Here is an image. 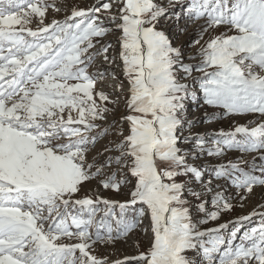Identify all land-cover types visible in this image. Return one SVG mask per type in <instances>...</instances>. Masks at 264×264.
Returning <instances> with one entry per match:
<instances>
[{
  "label": "snow or ice",
  "instance_id": "6c2138e0",
  "mask_svg": "<svg viewBox=\"0 0 264 264\" xmlns=\"http://www.w3.org/2000/svg\"><path fill=\"white\" fill-rule=\"evenodd\" d=\"M167 4L181 5L177 22L205 21L191 45H199L191 57L199 64H184L180 48L157 30L168 7L154 0L73 7L50 23V10H64L57 0H0V264H109L95 246L125 239L145 221L147 250L113 264H264V212L235 221L260 219L238 244L236 232L227 241L221 235L226 224L199 228L233 209L213 180L230 183L241 207L256 187L264 192V122L221 130L209 146L206 135L192 133L186 109L188 101L202 100L223 110L214 118H264V0ZM117 31L118 49L103 42ZM97 58L109 66L119 60L128 84L126 113L106 125L119 97L95 90L98 80L116 79L96 66ZM193 71L202 75L192 77ZM212 118L206 114L205 123ZM110 135L116 139L96 150ZM228 151L256 155L210 167L195 163ZM92 182L107 193L133 187L124 202L81 197ZM209 195L213 211L206 208ZM193 210L203 218L194 222Z\"/></svg>",
  "mask_w": 264,
  "mask_h": 264
},
{
  "label": "rangeland",
  "instance_id": "374dc122",
  "mask_svg": "<svg viewBox=\"0 0 264 264\" xmlns=\"http://www.w3.org/2000/svg\"><path fill=\"white\" fill-rule=\"evenodd\" d=\"M15 3H23V0H14ZM105 2V0H57V3L60 4L62 9H64L61 13H53L51 10L47 13V18L45 23H50L53 18L57 20H62L66 15L70 14V11L73 7L78 8H87L91 5ZM157 4H162L165 7H168L167 0H154ZM187 0H185V3ZM177 13H182L181 5L175 4L174 6L168 7V12L165 16L161 17L158 24L157 30L162 31L169 37L172 42V46L176 48H180L183 53V62L186 65H197L200 63L199 59H192L197 53L199 45L191 46L192 41L198 38V24H204V20H200L196 23H192L185 18H182L177 22L176 15ZM98 15H106L105 13H99ZM35 19V18H34ZM35 27V25H31ZM186 31L181 32V29H185ZM224 29L221 27L213 32V35H218L220 32H223ZM119 36V32L109 33L103 38V42H111L114 46L117 47V37ZM205 39H208L205 36ZM203 43V41H202ZM111 53V50H110ZM96 66L103 67L108 69L110 72L114 73L116 79H112L111 76L105 77L103 80H98L96 84L95 90L103 91L106 94L110 95V99H117L118 105L115 107V111L113 114L108 116V120L103 123L106 125L110 123L114 118H119L122 114L126 113L125 108V99L128 93V84L125 80L122 73V66H120L119 60L116 61L115 64L111 65L115 67L111 69V66L102 62V58H97ZM95 70V68L90 69V71ZM179 75H183V73H179ZM202 75L199 72L193 71L192 77H198ZM120 81H124L122 85V91L116 92L115 88ZM184 83L191 82V78L188 81H182ZM198 88V85H195ZM199 95V93H197ZM97 102L99 100L97 98ZM112 107V105H109ZM187 109V120L193 123L192 133L206 135L207 143L211 146L213 134L223 130L225 132L234 131L236 126L245 125L249 128L257 126L259 123L264 122V118L259 117L255 114H248L243 116H228V117H220L214 118L219 113H222V109L209 108L203 105L202 100H199L195 103L192 101H188L186 104ZM206 114L208 117H213L210 122L205 123ZM255 121V123H249L250 121ZM119 127V125H117ZM125 131L127 130V124L123 125ZM113 132L115 129L112 130ZM184 135H189L188 132H185ZM239 138V137H238ZM114 140L116 137L114 135L106 136L101 141H99L96 145V150H102V147L108 143V140ZM91 155V154H90ZM113 155H115L113 153ZM256 155L252 154H242L238 151H228L221 158L216 157H207L205 156L201 159L195 161L197 164L211 166L218 163H226L228 160H244L251 161L252 157ZM190 163L193 161L190 159ZM211 173H205V180L207 181L210 177ZM121 177L117 176V179ZM213 188L215 191H222L224 196L229 200V202L233 205V209L230 212H222L216 221H209L206 224L199 225L200 230H205L208 228H218L222 224H226L227 228L221 230V235L227 241L232 232L237 233V239L234 243H240L239 236L243 235L245 231H249L252 228H257L260 226V219L258 216L253 217L250 221H244L240 224H236L239 218L249 215L253 210L257 212H264V208H260L259 205L264 204V192H262L260 187H256L254 192L251 194H247V198L243 200V206L241 207V201L237 194V190L228 182L223 180H213ZM223 185L222 188H216V185ZM133 187V184H127L122 186L121 191L119 193H107L102 189H98L95 182L88 184L84 190L80 193L82 197L85 193H90L93 197L97 194L104 196L107 199H111L114 201L124 202L129 199L126 193ZM214 194V193H213ZM188 199L191 200L189 197ZM209 203L206 205L208 211L215 210L211 205V195L206 198ZM103 206H101L102 208ZM116 212H119V209H116ZM103 215V211H99L97 213V218ZM126 215L131 217L132 213L129 212ZM194 222L197 219L203 218L202 213L195 212L193 210ZM147 225V221L144 222V225L138 227L133 232L129 233L125 239L116 241L114 244H105V245H96L94 254L98 257H108L109 264H113L114 261L123 260L125 257H135L138 256L140 252H144L149 247L151 233L145 232L144 228ZM75 243L76 241H72ZM191 255V254H190Z\"/></svg>",
  "mask_w": 264,
  "mask_h": 264
},
{
  "label": "bare ground",
  "instance_id": "6f19581e",
  "mask_svg": "<svg viewBox=\"0 0 264 264\" xmlns=\"http://www.w3.org/2000/svg\"><path fill=\"white\" fill-rule=\"evenodd\" d=\"M113 68H115V67H112V66H111V69H113Z\"/></svg>",
  "mask_w": 264,
  "mask_h": 264
}]
</instances>
